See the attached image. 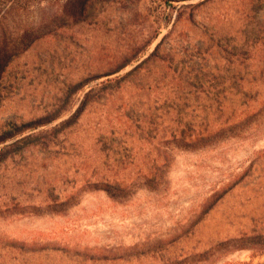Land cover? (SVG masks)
Returning a JSON list of instances; mask_svg holds the SVG:
<instances>
[{
  "label": "rangeland",
  "instance_id": "rangeland-1",
  "mask_svg": "<svg viewBox=\"0 0 264 264\" xmlns=\"http://www.w3.org/2000/svg\"><path fill=\"white\" fill-rule=\"evenodd\" d=\"M0 45V139L63 111L0 144V264H264V118L181 139L264 99V0H0Z\"/></svg>",
  "mask_w": 264,
  "mask_h": 264
},
{
  "label": "trees",
  "instance_id": "trees-1",
  "mask_svg": "<svg viewBox=\"0 0 264 264\" xmlns=\"http://www.w3.org/2000/svg\"><path fill=\"white\" fill-rule=\"evenodd\" d=\"M1 34H2V31H1ZM22 40L23 42L22 44H20L19 48H21L22 51H25L30 46L31 42H33L34 39L31 38L30 36H24ZM20 52L21 51H17V49L11 50V49L5 48L4 46L0 45V82L3 78L5 66H7L8 63L11 62L13 58L18 56ZM153 53L151 55H153ZM138 69H139V65L134 67L131 70V73H134ZM119 81L121 80L107 79L106 81L101 83V86H103V89L105 91V94L110 95L112 91L117 90L118 89L117 87L120 84ZM68 88L73 91V90H79L82 87L80 84H76ZM94 93H95L94 88H91L89 91H87L84 94L83 99L81 100V103L77 107L76 111L72 115H70L68 118L63 119L62 121L58 122L49 131H53V133H56L57 135V133L61 130L62 127L70 126V124L76 120L79 112L82 110V107L86 105V101L88 99L90 100L91 94L94 95ZM254 102H255L254 103L255 107L252 105L250 109V115L246 113L244 115L239 116L237 119L230 121L229 123H219L215 125L211 130L206 131L204 133H195V134L188 133L187 136L181 135V139L184 140V144L187 148H194L198 146H206L207 144L217 139L224 140L229 137H232V138L241 137V135L244 134L243 132L250 130L253 124L258 123V121L264 118V99L261 101H254ZM62 115H63V111L62 112L55 111L54 113H51V114L48 113V115H45V117H40L34 121L22 123L19 127L14 126L12 129H14L15 131H11V133H6L4 137H1L0 144L4 143L6 140L10 138H14V136H16L17 134H21L24 131L31 130L37 126H42V125L51 123L52 121L59 119ZM43 133L44 132H39V133H36L35 135L42 136ZM46 133L48 132H45V134ZM29 137H32V136L21 137L20 139L14 141L13 143L4 144L0 148V161L3 160L7 156L8 152H11L10 149L14 145L25 143ZM45 142L48 143V141H45ZM254 163L255 162H253L249 168L254 167L255 165ZM112 183L113 182L107 181V183H104V185L101 186V189H105L106 191L110 190V186L112 185ZM96 186L94 188H96ZM257 239L259 240V243H262L261 245L262 248L260 247V251L263 252L264 251V237H259Z\"/></svg>",
  "mask_w": 264,
  "mask_h": 264
}]
</instances>
